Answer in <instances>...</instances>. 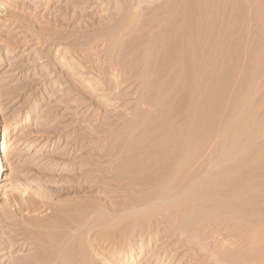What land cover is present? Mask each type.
<instances>
[{"label": "rangeland", "instance_id": "obj_1", "mask_svg": "<svg viewBox=\"0 0 264 264\" xmlns=\"http://www.w3.org/2000/svg\"><path fill=\"white\" fill-rule=\"evenodd\" d=\"M152 1L0 0V264H30L43 223L91 203L98 241L130 253L75 264H264V0ZM169 12L195 47L180 21L163 33Z\"/></svg>", "mask_w": 264, "mask_h": 264}, {"label": "bare ground", "instance_id": "obj_2", "mask_svg": "<svg viewBox=\"0 0 264 264\" xmlns=\"http://www.w3.org/2000/svg\"><path fill=\"white\" fill-rule=\"evenodd\" d=\"M142 2H148V3H150L151 5H152V0H141V3ZM148 3H146V4H148ZM154 3V2H153ZM144 4V3H143ZM139 5V4H138ZM142 6V5H141ZM179 8V7H178ZM170 9V8H169ZM172 9V8H171ZM171 9L169 10V11H171ZM175 9V8H174ZM180 9V8H179ZM181 10V9H180ZM174 10H172L171 12H173ZM168 12V11H167ZM171 12H169L168 13V15H169V17H166L165 19H168L169 20V22H168V20H166L169 24H170V26L169 25H167L166 27H164V34H165V32H166V30L168 31V30H170L171 29V31L172 30H174L173 28L175 27V21H177V23L179 24V22L178 21H180V22H182L183 23V27H184V29H185V31H186V33H184L182 36L180 35V37L183 39L182 41H183V44L186 42L188 45H191L190 44V42L192 41V36H191V31H192V26H191V23L188 21V19L190 18L189 16V18L188 19H186L187 18V16H186V18H184V17H182V20H180V19H176V17L174 16V13H171ZM186 12H188V11H186ZM167 14V13H166ZM182 15V14H181ZM167 16V15H166ZM183 16V15H182ZM181 17V16H180ZM179 17V18H180ZM164 20V19H163ZM166 21H165V23H166ZM203 22H204V20H203ZM205 23V22H204ZM204 27V25L201 27L202 29H203V31L202 32H200V35H202V38H203V34L205 33L204 31H205V29L206 28H203ZM205 27H206V25H205ZM201 28L199 29V30H201ZM169 32V31H168ZM173 32V31H172ZM171 32V33H172ZM163 33H162V35H163ZM170 33V32H169ZM158 35H160V34H158ZM157 35V36H158ZM157 36H156V38H157ZM164 37V36H163ZM160 38L162 39V36L160 35ZM160 38H159V40H160ZM193 39H194V37H193ZM153 41H155V40H153ZM157 41V45H158V42H160V41H158V40H156ZM180 41H181V39H180ZM195 41V40H194ZM154 43V42H153ZM156 43V42H155ZM161 43V42H160ZM194 43V42H193ZM152 44V43H151ZM151 44H150V46H151ZM195 44V43H194ZM155 46H156V44H154ZM154 45L150 48V49H146L147 50V55H145V56H150V57H152L151 55L155 52V50H156V48L154 47ZM186 45V44H185ZM193 45V44H192ZM191 45V46H192ZM149 46V47H150ZM160 46V45H159ZM191 46H188V47H186V48H188V49H191L192 47ZM194 47H195V45H193ZM157 47V46H156ZM159 48V47H158ZM185 49V48H184ZM187 49V50H188ZM194 49V48H193ZM195 50V49H194ZM141 51H143V50H141ZM188 51H190V50H188ZM185 52V51H184ZM183 52V53H184ZM191 52H192V50H191ZM187 52H185L184 54H186ZM189 53V52H188ZM144 56V55H143ZM184 57H186L185 55H184ZM191 57V56H190ZM148 58V57H147ZM187 58V57H186ZM179 59V58H178ZM190 59V58H189ZM147 60V59H146ZM152 60V59H151ZM191 60H193V58L191 59ZM148 62V61H147ZM150 62H152V61H150ZM189 62H190V60H189ZM193 62V61H192ZM145 65H148V63L147 64H145ZM151 65V64H150ZM149 65V66H150ZM124 68V67H123ZM122 68V69H123ZM147 68H149L148 66H147ZM121 69V70H122ZM125 69V68H124ZM194 70V69H193ZM192 69H190V71H193ZM125 71V70H124ZM120 73V72H119ZM190 75H191V73H190ZM125 76V75H124ZM146 76V75H145ZM120 77V76H119ZM122 77H123V75H122ZM192 77V76H191ZM191 79H194L193 77L191 78ZM191 79H190V82H191ZM148 80V79H147ZM196 80V79H195ZM194 80H192V82H193ZM195 82V81H194ZM189 83L190 85L189 86H192L193 84L195 85V83ZM149 84H151L150 82H149ZM147 86V85H146ZM151 86V85H150ZM205 86V85H204ZM143 88V87H142ZM206 88H207V86H206ZM147 89H149V88H147ZM162 89V88H161ZM192 89V88H191ZM201 89V88H200ZM208 89V88H207ZM198 90V89H197ZM206 90V89H205ZM146 92V91H145ZM147 92H148V90H147ZM191 92V91H190ZM194 92V91H193ZM206 92V91H205ZM204 92V93H205ZM207 92H208V90H207ZM192 93V92H191ZM198 93L200 94V92L198 91ZM197 93V96L199 95ZM202 93H203V91H202ZM207 94V93H206ZM141 96V95H140ZM139 96V98H141ZM197 96L195 97V98H197ZM190 99V98H189ZM140 100V99H139ZM195 100H197V99H195ZM140 102V101H139ZM139 102H137V103H139ZM144 102H146V101H144ZM197 102V101H196ZM195 104V103H194ZM193 104V105H194ZM199 104V103H198ZM146 105H148V104H146ZM189 105V104H188ZM196 105V104H195ZM190 106V105H189ZM192 107V106H191ZM196 109V108H195ZM206 109V108H205ZM192 110V109H191ZM190 111V110H189ZM195 111V110H194ZM201 111V110H200ZM200 111H198V112H200ZM206 111V110H205ZM2 112V105H0V182L1 181H5V180H7L6 178H4L3 177V172H4V170H5V159H6V157H7V154H2V151H1V148H2V146L4 147V149L5 150H9V149H11L12 147H13V145H14V143L13 144H9V142L8 143H6V133H7V128H6V126H5V124H4V122H3V113H1ZM193 112V111H192ZM203 112V111H202ZM208 111H206V113H207ZM205 113V112H204ZM205 113V114H206ZM190 114H191V112H190ZM193 114V113H192ZM199 114V113H198ZM197 115V114H196ZM208 115V114H207ZM191 116V115H190ZM197 117V116H196ZM200 118H202V117H199L198 116V120L200 119ZM205 118H206V116H205ZM208 118V117H207ZM196 119V118H195ZM203 120V119H202ZM191 121V120H190ZM190 121H188V122H190ZM208 121V120H207ZM197 122V121H196ZM200 122V121H199ZM198 122V123H199ZM194 123V122H193ZM198 123H196L197 124V126H199L198 125ZM201 123H202V121H201ZM201 123H200V125H201ZM190 124V123H189ZM204 124V123H203ZM192 125V124H191ZM193 126H194V124H193ZM206 125H204V127H205ZM195 127V126H194ZM193 127V130L196 128H194ZM202 127V125L200 126V128ZM197 130H198V128H197ZM196 130V131H197ZM206 130V129H205ZM193 132V131H192ZM204 132V131H203ZM194 134V133H193ZM200 135H202V134H200ZM193 136V135H192ZM18 139V138H17ZM192 139V137L190 138V144H192L191 143V140ZM15 141V140H14ZM186 141V140H185ZM195 142V141H194ZM8 144H9V147H8ZM190 144H188V145H190ZM194 144L195 143H193V146H194ZM186 147V146H185ZM184 147V148H185ZM189 147V146H188ZM187 147V148H188ZM190 147H191V145H190ZM179 148V147H178ZM187 148H185V150L187 149ZM192 148V147H191ZM180 149H178V150H167V155H166V157H165V159L163 160L162 159V161L163 162H165V163H163L164 165V167L166 166V168H164L165 170L167 169H169V168H174L175 166H176V164H177V161H178V165H179V167H181V170H182V165L180 166V164H179V154L178 153H180V152H177V151H179ZM187 150H189V149H187ZM223 150V149H222ZM164 151V154H165V150H163ZM162 151V152H163ZM154 152V151H153ZM157 152V151H156ZM160 152V151H159ZM176 152H177V154H176ZM185 152V151H184ZM184 152L182 151V153L184 154ZM155 153V152H154ZM190 154L192 153V150L189 152ZM226 153V152H225ZM155 154H157V153H155ZM163 154V153H162ZM152 155V154H151ZM158 155V154H157ZM160 155V154H159ZM180 155L182 156V154L180 153ZM153 156H155V155H153ZM161 156V155H160ZM191 156V158H192V155H190ZM194 156V155H193ZM215 156V155H214ZM156 157V156H155ZM154 157V158H155ZM186 157H189L188 155L186 156ZM224 157V156H223ZM158 158H160V157H158ZM162 158V157H161ZM182 158V157H181ZM190 158V157H189ZM188 158V160L189 161H191L190 159ZM217 158V157H216ZM219 158V157H218ZM220 158H221V156H220ZM156 159V158H155ZM154 159V161H156ZM185 159V158H184ZM224 159V158H223ZM187 160V158L184 160L185 161V165H187L188 166V163L187 162H189ZM193 160V159H192ZM217 160V159H216ZM159 161V160H158ZM181 162V161H180ZM206 162V161H205ZM218 162V161H217ZM217 162H216V165H217ZM223 162V161H222ZM161 163V162H160ZM187 163V164H186ZM193 163V162H192ZM202 163V162H201ZM224 163V162H223ZM222 163V164H223ZM151 164H153V163H151ZM162 164V163H161ZM166 164V165H165ZM182 164V163H181ZM194 164V163H193ZM205 164V163H204ZM204 164H202V166H204ZM208 164H209V162H208ZM219 164V163H218ZM157 165V164H156ZM206 165V164H205ZM215 165V164H214ZM221 165V164H220ZM219 165V166H220ZM224 165V164H223ZM167 166H170V167H168L167 168ZM190 166V165H189ZM201 166V165H200ZM210 166V165H209ZM156 167V166H155ZM154 167V168H155ZM179 167H178V169H179ZM205 167V166H204ZM152 168V167H151ZM160 169L162 168L161 167V165H160V167H159ZM187 168V167H186ZM200 168V167H199ZM208 167H206V169H207ZM211 168V167H210ZM209 168V169H210ZM153 169V168H152ZM163 169V170H164ZM188 169V168H187ZM204 169V168H203ZM202 169V170H203ZM215 169V168H214ZM216 169H217V167H216ZM216 169H215V171H216ZM157 170V169H156ZM155 170V171H156ZM165 170H164V173H165ZM172 170V171H171ZM169 172L168 171H166V173H165V175L166 176H170L172 173H173V169H171ZM181 170H180V172H181ZM205 170V169H204ZM203 170V171H204ZM208 170V169H207ZM184 171H185V168H184ZM200 171H201V168H200ZM199 171V172H200ZM206 171V170H205ZM204 171V172H205ZM214 171V170H213ZM224 171V170H223ZM222 171V172H223ZM177 172V171H176ZM188 172V171H187ZM190 172H191V169H190ZM198 172V171H197ZM184 173V172H183ZM196 173V172H195ZM195 173H194V176H195V178H196V175H195ZM209 173V172H208ZM208 173H207V175H208ZM217 173H218V171H217ZM217 173H215L214 175H217ZM220 173V174H219ZM219 175L221 176L222 174H221V172H220V170H219ZM224 174H225V171L223 172ZM158 174V173H157ZM156 174V175H157ZM168 174V175H167ZM177 174V173H176ZM160 175H161V173H160ZM162 175H164V174H162ZM164 175V177H166ZM204 175V174H203ZM206 175V176H207ZM190 176V175H189ZM199 176H201V175H199ZM205 175H204V179L206 178H208V177H206ZM209 176V175H208ZM211 176H213V174L211 175ZM161 177V176H160ZM181 176H179V178H180ZM187 177H188V175H187ZM186 177V174H185V178H187ZM203 177V176H202ZM202 177H200V178H202ZM210 177V176H209ZM215 177V176H214ZM217 177V176H216ZM169 178H171V177H169ZM199 178V179H200ZM213 178V177H212ZM218 178H219V176L217 177V181H218ZM224 178H226V177H224ZM223 178V179H224ZM159 179H161V178H159ZM165 179V178H164ZM184 179V178H183ZM189 179V178H188ZM198 179V180H199ZM222 178L220 179V180H223ZM157 180H158V178H157ZM179 180V179H178ZM190 180V179H189ZM192 180V179H191ZM194 180V179H193ZM192 180V181H193ZM208 180H210V179H207V181ZM211 180H213V179H211ZM215 180V179H214ZM225 180V179H224ZM223 180V181H224ZM184 181H186V179L184 180ZM188 181V180H187ZM192 181H191V183H192ZM202 181L203 180H201V183H202ZM159 182V181H158ZM162 182V181H161ZM165 182V181H164ZM171 182V181H170ZM173 182H174V180H173ZM205 182V181H204ZM204 182H203V184H204ZM209 182V181H208ZM167 183H169V182H167ZM188 183V182H187ZM210 183H212L211 181H210ZM210 183H209V188H213L212 186L210 187ZM218 183H219V181H218ZM220 183H222V182H220ZM158 184V183H157ZM157 184H155V185H157ZM190 184V183H189ZM205 184L208 186V183L207 182H205ZM204 184V185H205ZM212 184H215V182H213ZM211 184V185H212ZM223 184V183H222ZM172 185V184H171ZM170 185V186H171ZM192 185H193V183H192ZM217 185V182H216V184H215V186H214V189H215V187L217 188V187H220V186H222V185H218V186H216ZM168 186H169V184H168ZM167 186V187H168ZM188 186H190V185H188ZM194 186V185H193ZM196 186V185H195ZM197 186H198V184H197ZM163 187H164V185H163ZM172 187V186H171ZM200 187V186H199ZM202 187H205L206 188V186H202ZM201 187V188H202ZM161 188V187H160ZM165 188V187H164ZM190 188H192V187H190ZM194 188V187H193ZM158 189V188H157ZM168 190H169V188H167ZM171 189H173V188H171ZM187 189V188H186ZM203 189V188H202ZM218 189V188H217ZM155 190V189H154ZM153 190V191H154ZM163 190H166V189H163ZM185 190V189H184ZM195 190V189H194ZM198 190V189H197ZM196 190V191H197ZM204 190V189H203ZM211 191H212V189H210ZM210 190L209 189H207L206 191L204 190V193L205 192H210ZM219 190H221V189H218L217 190V193H218V191ZM223 190V189H222ZM172 191V190H171ZM193 191V190H192ZM195 191V192H196ZM215 191V190H214ZM226 191V190H225ZM155 192V191H154ZM163 192H166V191H163ZM191 192V191H190ZM198 192V191H197ZM196 192V193H197ZM208 192H207V197H209L210 195L208 194ZM216 192V191H215ZM215 192H211V195L212 194H215ZM182 193H183V191H182ZM185 193H187V191H185ZM200 193V192H199ZM220 194L222 193L223 194V192H219ZM218 193V194H219ZM227 193V192H226ZM160 194V193H159ZM170 194V193H169ZM189 194V193H188ZM194 194V193H193ZM198 194V193H197ZM200 194H203L202 192L200 193ZM227 194H229V193H227ZM154 195V194H153ZM161 195V194H160ZM164 195V194H163ZM181 195V194H180ZM195 195V194H194ZM199 195V194H198ZM197 195V196H198ZM159 196V195H158ZM190 195H188V197H189ZM200 197H202V199H203V197H205V195H199ZM216 196H220V195H216ZM216 196H214L213 195V197H216ZM224 196V195H223ZM222 196V197H223ZM154 197V196H153ZM156 197V196H155ZM154 197V198H155ZM225 197V196H224ZM237 197V196H236ZM211 198V197H210ZM220 198V197H219ZM155 199H157V197L155 198ZM160 199V198H159ZM207 199V198H206ZM205 199V200H206ZM221 199V198H220ZM220 199H219V201H220ZM230 199H231V197H230ZM233 199H234V197H233ZM163 200H165V199H163ZM198 200H201L200 198L198 199ZM208 200V199H207ZM210 200L211 199H209V201H206L207 203L208 202H210ZM212 200H217V202H218V199H217V197H216V199L215 198H213ZM211 200V201H212ZM155 201V200H154ZM160 201V200H159ZM166 201H167V199H166ZM194 201V200H193ZM204 201V200H203ZM227 201V200H226ZM231 201V200H230ZM233 201V200H232ZM150 202V201H149ZM205 202V201H204ZM213 202V201H212ZM214 202H216V201H214ZM216 202V203H217ZM221 202H222V200H221ZM217 203V204H221L222 205V203ZM234 202V201H233ZM79 203L80 202H77V204H76V206L77 205H79ZM167 203H169V202H167ZM202 203V202H201ZM223 203H225V200H224V202ZM231 204H232V202H230ZM158 204V203H157ZM160 204V203H159ZM203 204V203H202ZM216 204V205H217ZM230 204V205H231ZM90 205H92V203L90 204ZM90 205H88V206H85V207H83V208H81V209H79V211H78V213L79 214H81V215H79L78 213H77V217L75 218V216H74V218L73 219H71V220H69V219H67V218H61V224L59 225V226H57V227H55V226H53L54 228H55V230L54 231H52L51 230V228H52V226H49L48 224H46L45 222L43 223V225H42V229H41V231H40V236H39V248H38V250L37 251H35L34 253H33V257H32V259H31V263L30 264H75L77 261H80L81 259H82V257H83V259H84V255H86L85 253L87 252L86 251V246H89L90 247V249L92 248L93 249V253L95 252L97 255V257L99 256L100 258H105L104 260H108V261H111L109 258H111V257H114V258H116V259H118V258H120V257H123V258H128V254L130 253V251L128 252V250H127V247L125 246V244H124V240L122 241V242H120L119 240H120V238L119 239H117L116 238V236H115V234L114 235H111V234H109V231H108V233H106L104 236H106L107 234L108 235H111V236H109V238H104V240L106 239L107 241L106 242H103L102 240V238L100 239L102 242H99L98 241V239H97V232H96V229H97V227L99 226H97V223H98V221H96L97 219H96V217H95V214H96V212L94 211V209H93V207L92 206H90ZM171 205V204H170ZM215 205V206H216ZM220 205V206H221ZM224 205V204H223ZM74 207L73 209H72V212H74L76 209H77V207ZM215 206L213 205V208L215 209V211L217 210V208H218V206L219 205H217L216 207L217 208H215ZM219 206V207H220ZM235 206V205H234ZM201 207H204L205 208V206H202L201 205ZM207 207V206H206ZM230 207V206H229ZM236 207V206H235ZM161 208V207H160ZM164 208V207H163ZM168 208H169V206H168ZM176 208V207H175ZM212 208V209H213ZM231 208V207H230ZM232 208H233V206H232ZM231 208V209H232ZM171 209V208H170ZM211 209V210H212ZM213 209V210H214ZM234 209V208H233ZM173 210H175L174 208H173ZM176 210H177V208H176ZM175 210V211H176ZM248 210V209H247ZM124 211V210H123ZM249 211V210H248ZM213 212V211H212ZM235 212V211H234ZM122 213V212H121ZM220 214V213H219ZM237 214V213H236ZM79 215V216H78ZM103 215V214H102ZM172 215H173V212H172ZM232 215H234V214H232ZM174 216V215H173ZM218 216V215H217ZM108 217V216H107ZM134 217H135V215H134ZM172 217V216H171ZM177 217V216H176ZM176 217H175V219H174V217H172L173 219L172 220H176ZM209 217V216H208ZM239 217V216H238ZM166 218V217H165ZM164 218V219H165ZM169 218V217H168ZM234 218H236L235 216H234ZM170 219V218H169ZM168 219V220H169ZM207 219V218H206ZM171 220V219H170ZM169 220V221H170ZM204 221H206V220H204ZM169 223L168 221H167V218H166V220H165V223ZM166 223V224H167ZM171 223V222H170ZM169 223V224H170ZM219 223V222H218ZM171 224H175L173 221H172V223ZM171 224L170 225H168L169 226V228H170V226H171ZM253 225V224H252ZM101 226V225H100ZM104 226V225H103ZM102 226V227H103ZM106 226V225H105ZM108 226V225H107ZM112 226V225H111ZM167 226V227H168ZM218 226H220V225H218ZM110 227V226H109ZM172 227H173V225H172ZM216 227V226H215ZM107 228V227H106ZM114 230V229H113ZM122 231V230H121ZM259 231V230H258ZM113 232V231H112ZM120 232V231H119ZM255 233V232H254ZM258 233V232H257ZM260 233H262V231L260 232ZM119 234H123V233H119ZM102 234H100V236H101ZM117 236H118V233L116 234ZM255 235H257V234H255ZM264 235V234H263ZM104 236H102V237H104ZM115 236V237H114ZM259 236V235H258ZM118 237H120V235L118 236ZM257 238V237H256ZM255 238V239H256ZM260 238H262V237H260ZM253 239V238H252ZM254 240V239H253ZM253 240H251V241H253ZM258 240V239H257ZM261 241H263L264 242V239L262 238V239H260ZM260 240H258L259 241V243H260ZM188 241V240H187ZM143 242V241H142ZM255 243H256V240H255ZM252 244H254V242L252 243ZM83 246H85V249H84V247ZM83 247V248H82ZM88 247V248H89ZM143 247V244L139 247L140 249ZM81 248L82 249H84L86 252L85 253H83L82 252V250H81ZM142 250V249H141ZM88 254V253H87ZM91 256V255H90ZM88 257V256H87ZM99 258V259H100ZM83 259H82V261H83ZM91 259V258H90ZM89 260V259H88ZM87 260V261H88ZM104 260H102V262H105ZM94 261V260H93ZM98 261V260H97ZM107 261V262H108ZM81 262V261H80ZM101 264V263H100Z\"/></svg>", "mask_w": 264, "mask_h": 264}]
</instances>
